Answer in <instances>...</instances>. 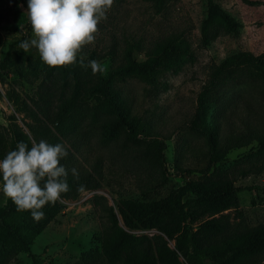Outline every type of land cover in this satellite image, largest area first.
Returning <instances> with one entry per match:
<instances>
[{"label":"rangeland","instance_id":"rangeland-1","mask_svg":"<svg viewBox=\"0 0 264 264\" xmlns=\"http://www.w3.org/2000/svg\"><path fill=\"white\" fill-rule=\"evenodd\" d=\"M213 1L239 27L234 33L220 32L208 45L200 46L199 26L206 15L205 0H166L165 10L160 13L147 0H115L107 20L98 25L95 44L83 49L81 55L85 60L93 52L90 60L99 61L108 70L120 57L126 41L139 40L132 55L141 61L156 42L175 36L186 40L194 59L184 60L175 70L162 71L153 85L133 75L115 81L131 113L141 119L144 132L137 135L138 143L130 144L122 136L105 143L96 130L88 134L87 140L73 150L71 166L85 170L99 160V187L83 190L74 200L64 201V208L33 239L29 252H16L6 264H73L82 251L99 246V236L107 225L104 206H113L119 198L156 200L186 180H233L238 187V210L244 223L264 225V153L259 147L260 138H264V95L260 80L236 78L237 82L221 83L209 92L206 121L216 127L224 161L212 163L203 172L207 165L205 138L188 129L196 95L211 67L238 51L264 53V0H250L260 4ZM22 38H34L27 9L20 0H0V61L9 50L24 71L28 68L24 67L28 56L36 74L32 82L15 71L2 76L0 124L3 125L5 116L13 112L5 91L12 88L18 96L32 94L48 68L39 52L25 53L20 49ZM153 136L164 142L162 161L157 155L144 153L145 144ZM234 136H242L245 143L228 147L225 139ZM63 145L70 149L69 140ZM247 168L250 171L241 175L240 171ZM251 186L252 189H247ZM4 201L0 191V206ZM229 215L233 217V212ZM32 256L38 263H33ZM260 264H264V258Z\"/></svg>","mask_w":264,"mask_h":264},{"label":"trees","instance_id":"trees-1","mask_svg":"<svg viewBox=\"0 0 264 264\" xmlns=\"http://www.w3.org/2000/svg\"><path fill=\"white\" fill-rule=\"evenodd\" d=\"M147 1L156 13L165 10L166 0ZM205 1L206 15L199 26L200 46L208 45L220 32L234 33L239 27L213 0ZM20 3L27 9V0ZM139 43L134 39L126 41L120 57L104 76L94 75L91 68L85 69L79 64L48 66L32 94L18 96L12 88L5 91L13 112L5 116V125L0 124V159L15 150L21 141L31 147L32 140L43 139L51 144L69 140L70 149L66 148L69 154L61 163L69 169L70 191L63 193L54 206L49 204L42 209L45 219L40 222L34 221L30 211H18L5 197L0 206V264H6L18 251L28 253L33 239L64 208V201L74 200L83 190L99 187V160L85 170H78L79 179L70 171L73 150L87 140L88 134L96 130L105 143L119 136L130 144L138 143L137 135L144 132L141 119L131 113L115 81L133 75L153 85L162 71L175 70L184 60L194 59L182 36L156 42L141 61L132 55ZM30 51L38 52L35 47ZM93 56L90 52L89 60ZM31 65L27 56L24 67L28 68L21 71L15 57L7 50L0 61V82L4 83L2 76L8 71H15L32 82L36 74ZM246 76L260 80L264 95V53L238 51L225 56L211 67L196 95L188 129L205 138L207 165L203 172L208 171L212 163L225 159L216 127L206 121L209 92L221 83L237 82ZM242 139V136H234L225 142L231 147L244 144ZM259 147L264 153V138H260ZM164 148L163 140L153 136L145 144L144 153L157 155L162 161ZM249 171L247 168L240 173L246 175ZM237 190L231 179L186 180L156 200L119 198L113 206H104L107 225L99 236V246L82 251L73 264H260L264 258V225L244 223L238 210ZM136 230L146 232L135 233ZM32 261L38 263L33 256Z\"/></svg>","mask_w":264,"mask_h":264},{"label":"clouds","instance_id":"clouds-1","mask_svg":"<svg viewBox=\"0 0 264 264\" xmlns=\"http://www.w3.org/2000/svg\"><path fill=\"white\" fill-rule=\"evenodd\" d=\"M115 0H27V17L34 38L23 40L20 49L27 53L35 47L41 61L49 67L79 64L92 73L104 74L107 68L97 60L81 55L88 45H94L98 25L107 20ZM61 143L51 144L41 139L23 141L15 150L0 159V191L18 211H30L35 222L45 219L42 209L55 205L62 194L70 191L69 169L61 163L68 156ZM71 174L79 179L78 170ZM83 187V186H81Z\"/></svg>","mask_w":264,"mask_h":264}]
</instances>
